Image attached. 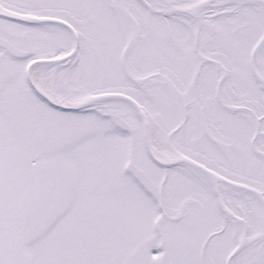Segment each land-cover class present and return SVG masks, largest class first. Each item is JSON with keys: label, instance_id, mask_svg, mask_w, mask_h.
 Here are the masks:
<instances>
[{"label": "snow or ice", "instance_id": "obj_1", "mask_svg": "<svg viewBox=\"0 0 264 264\" xmlns=\"http://www.w3.org/2000/svg\"><path fill=\"white\" fill-rule=\"evenodd\" d=\"M0 264H264V0H0Z\"/></svg>", "mask_w": 264, "mask_h": 264}]
</instances>
